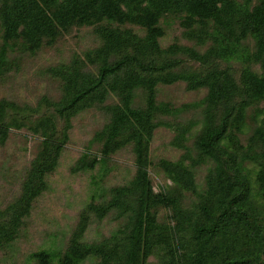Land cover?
I'll use <instances>...</instances> for the list:
<instances>
[{"label": "trees", "instance_id": "trees-1", "mask_svg": "<svg viewBox=\"0 0 264 264\" xmlns=\"http://www.w3.org/2000/svg\"><path fill=\"white\" fill-rule=\"evenodd\" d=\"M169 14L182 15L186 29L196 25L203 28L212 22L220 34V37L216 34L218 48L204 55L176 46L161 51L158 40L163 30L159 25ZM0 18L5 41L0 66L5 63L11 42L23 40L30 51H35L44 40L52 45L61 32L75 25L108 21L138 25L147 32L145 40L141 41L130 31L98 28L97 33L103 40V46L96 51V61L101 64L98 73L95 77L79 72L66 74V97L57 110L59 117H71L85 105L104 103L110 93L119 96L121 103L112 107L111 122L99 136L103 143L101 156L85 161V155L88 156L85 154L79 167L94 170L98 163H105L111 154L133 143L137 166L134 180L129 186L117 188L108 203H92L88 207V212L100 219L114 210L121 216L130 215V226L124 232L118 231L112 241L86 245L80 242L89 225V217L84 214L65 252L33 253L31 258L36 264H83L91 257L99 258V264H145L157 247H163L168 254L165 264H264V218L260 222L252 200V184L244 167L247 160L261 166L258 182L264 200V110L259 111L262 118L249 144L243 146L239 138L247 128L248 109L264 102V0H242V3L234 0H2ZM222 36L239 47L248 39L254 41L255 49L247 56L262 72L257 74L245 69L241 88L228 70L176 73L179 61L165 58L157 62L146 57L149 51L168 56L184 51L201 64H208L213 57L228 60L231 50L221 45ZM125 50L131 52L111 61L114 55ZM179 82L186 83L189 90H208L202 128L195 139L196 159L184 146L195 123L168 126L177 134L173 145L184 148L186 153L177 162H161V167L179 189L195 192L193 168L212 162L207 189L196 212L183 209L181 197L174 191L156 193L149 174V149L158 127L156 116H173L200 106L176 108L168 103H157L158 85ZM138 89L147 92L144 108L133 107ZM240 94L242 96L236 100ZM229 102L231 104L225 105L218 116L217 109ZM5 112L6 105H0V121ZM5 131L4 127L0 128V144L7 137ZM66 141L65 137L64 145ZM45 144L50 145H46L47 148L54 147L55 154L45 155L43 163L31 172L27 194L17 204L11 223L0 226V249L15 240L32 202L47 189L44 177L58 165L62 142L55 144L46 139ZM258 147H261V155L252 154ZM46 156L50 159L46 160ZM189 160L191 164L187 165ZM158 207L172 210L175 226L158 224L153 212Z\"/></svg>", "mask_w": 264, "mask_h": 264}, {"label": "rangeland", "instance_id": "rangeland-1", "mask_svg": "<svg viewBox=\"0 0 264 264\" xmlns=\"http://www.w3.org/2000/svg\"><path fill=\"white\" fill-rule=\"evenodd\" d=\"M234 1L242 3V0ZM1 5L2 0L0 8ZM182 20L183 16L180 14H169L161 19L159 26L163 30V36L158 40L161 51L176 46L204 55L218 48V33L212 22L203 28L196 25L192 29H186ZM100 27L130 31L142 39L141 41L147 35L146 30L138 25L104 21L94 25H75L61 32L52 45L46 44L47 40H44L43 45L35 51H30L23 40L11 42L7 49L5 63L0 66V105H6L0 128L6 129L7 136L0 144V226L11 223L17 204L27 194L34 167L43 163L45 155L55 154L54 147L47 148L50 145L45 144L46 139L55 144L62 142L63 147L57 167L44 177L47 189L32 202V208L23 218L15 240L1 246L0 264H36L31 255L41 250L64 253L84 214L89 217V225L80 237V242L86 245L112 241L118 231L124 232L130 226V215L121 216L114 210L100 219L94 213L88 212V207L92 203H108L117 188L129 186L134 180L137 166L133 143L111 154L105 163H98L94 170H82L79 167L85 154L88 155H85V161L101 156L103 143L99 136L111 122L112 107L121 103L119 96L110 93L104 103L85 105L71 117L61 118L57 113L66 97V74L79 72L85 76L97 75L101 64L96 61V51L103 46V40L97 33ZM3 36L4 27L0 18V52L5 46ZM220 43L232 52H229L231 56L228 60L213 57L208 64H201L190 59L184 51H179L174 56L149 51L146 52L149 57H146L157 62H162L165 58L179 61L174 70L176 73L189 71L204 74L215 68L228 70L240 88L241 75L245 69L261 74L260 66L252 63L247 56L255 49L252 39L246 40L239 47L222 36ZM126 52L131 50L114 55L111 61H116ZM156 89L158 104L168 103L176 108L200 105L173 116L158 114L155 118L158 127L149 149V174L155 192L174 191L181 197L183 209L196 212L201 196L207 189L206 181L213 168L212 162L208 161L193 168L195 192L179 189L168 178L161 162H177L186 153L184 148L173 145L177 134L168 126L187 125L190 122L195 125L187 135L184 146L190 151L192 158L196 159L195 139L202 128L206 110L204 99L208 90H189L184 82L158 85ZM241 96L242 94L238 95L236 100ZM146 98L147 92L144 89L136 90L133 107L144 108ZM231 102L222 104L216 111L217 115L221 116L224 106H229ZM260 110H264V102L248 109L247 128L239 135L243 146L249 144L262 118L259 116ZM65 137L67 141L64 145ZM261 153V147L252 152L258 155ZM45 158L50 159V156ZM186 164L190 165L191 161ZM244 167L252 184V200L261 222L264 218V200L261 199L258 182L261 166L247 160ZM153 212L157 216L158 224L175 226L171 209L158 207ZM167 261L166 250L157 247L145 264H165ZM99 262V258L91 257L83 264Z\"/></svg>", "mask_w": 264, "mask_h": 264}]
</instances>
